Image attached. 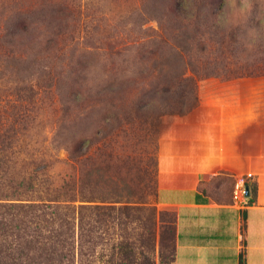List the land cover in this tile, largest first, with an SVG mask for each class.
Returning <instances> with one entry per match:
<instances>
[{
    "label": "rangeland",
    "instance_id": "1",
    "mask_svg": "<svg viewBox=\"0 0 264 264\" xmlns=\"http://www.w3.org/2000/svg\"><path fill=\"white\" fill-rule=\"evenodd\" d=\"M183 3L200 14L205 10L200 0ZM168 4L171 0H0V104L25 108L24 132L35 149L53 159L66 160L63 149L55 152L49 144L53 136L68 132L86 139L93 161L85 170L96 171L100 193L110 192V199L119 201L112 205L131 208L139 219L133 227L140 222L152 226L156 264L162 220L174 213L156 201L159 126L171 114H160L164 95L150 100L157 84L179 70L172 44L177 34L167 29L166 42L159 38L160 28L175 18ZM222 11L221 23L239 28V38L263 36L264 41V0H225ZM20 15L27 16L28 31L12 33ZM260 19L262 29L256 30ZM196 79L197 97L210 83L241 82L252 89L255 113L264 114V76ZM70 91L77 92L75 102L69 100ZM50 173L57 179L78 174L57 162ZM230 185L228 178L217 177L208 190L220 199ZM166 237L173 241L170 234ZM109 239L117 242V231ZM100 253H106L101 246L96 256Z\"/></svg>",
    "mask_w": 264,
    "mask_h": 264
},
{
    "label": "trees",
    "instance_id": "2",
    "mask_svg": "<svg viewBox=\"0 0 264 264\" xmlns=\"http://www.w3.org/2000/svg\"><path fill=\"white\" fill-rule=\"evenodd\" d=\"M183 1L171 0L167 9L175 18L159 32L164 42L167 29L177 34L172 44L179 69L158 83L150 97L153 101L156 95H164L161 115H183L198 105L197 77L264 76L263 36L247 41L238 37L239 28L225 27L221 23L225 0H200L205 6L202 14ZM20 16L12 33L28 31L27 16ZM261 23V19L255 22L256 30L262 29ZM188 70L191 75H186ZM68 97L75 102L77 92H68ZM182 105L187 108L171 109ZM25 113L22 105L0 104V264H156L152 226L140 222L133 227L139 219L130 213L131 208L112 205L119 201L110 199V192L100 193L96 171L85 170L93 161L86 139L68 132L53 136L49 144L55 152L63 149L66 160L53 159L52 154L33 147L24 132L28 128ZM67 128L72 130L70 124ZM55 162L73 166L78 174L57 179L50 173ZM245 186L252 204L257 183ZM175 224V213L162 220L160 264L175 262ZM114 231L117 242L109 239ZM99 246L106 253L96 256Z\"/></svg>",
    "mask_w": 264,
    "mask_h": 264
},
{
    "label": "crops",
    "instance_id": "3",
    "mask_svg": "<svg viewBox=\"0 0 264 264\" xmlns=\"http://www.w3.org/2000/svg\"><path fill=\"white\" fill-rule=\"evenodd\" d=\"M209 85L159 126L156 201L176 215L174 264H264V114L241 82ZM217 177L232 183L220 199ZM236 180L257 183L252 204L233 200Z\"/></svg>",
    "mask_w": 264,
    "mask_h": 264
},
{
    "label": "built area",
    "instance_id": "4",
    "mask_svg": "<svg viewBox=\"0 0 264 264\" xmlns=\"http://www.w3.org/2000/svg\"><path fill=\"white\" fill-rule=\"evenodd\" d=\"M245 184L242 180H236L233 184L232 198L237 203H242L246 200Z\"/></svg>",
    "mask_w": 264,
    "mask_h": 264
},
{
    "label": "water",
    "instance_id": "5",
    "mask_svg": "<svg viewBox=\"0 0 264 264\" xmlns=\"http://www.w3.org/2000/svg\"><path fill=\"white\" fill-rule=\"evenodd\" d=\"M245 196H246V197L249 196V189H248V187H245Z\"/></svg>",
    "mask_w": 264,
    "mask_h": 264
}]
</instances>
